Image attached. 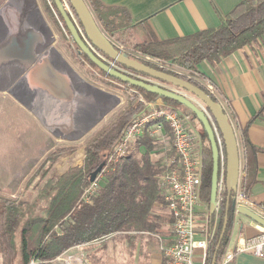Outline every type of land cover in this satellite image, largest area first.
I'll list each match as a JSON object with an SVG mask.
<instances>
[{
	"label": "trees",
	"instance_id": "1",
	"mask_svg": "<svg viewBox=\"0 0 264 264\" xmlns=\"http://www.w3.org/2000/svg\"><path fill=\"white\" fill-rule=\"evenodd\" d=\"M85 1L104 34L145 57L170 61L187 70H196L202 62L212 66L217 65L221 59L245 46L258 41L264 43V0H244L216 29L170 41H157L148 32L147 40L141 43H136L135 37L125 32L136 27L130 25L128 14L124 9L106 8L99 0ZM51 2L62 21L53 0ZM63 25L68 32L64 23ZM97 71L110 79L98 69ZM166 73L172 74L167 71ZM110 80L123 85L124 89L136 91L137 94L132 96L136 103L131 102L130 106L118 114L108 126L88 139L84 145L81 165L71 166L61 174L53 173L44 185L37 189V195L32 201L0 198V264H14L17 253L21 264H29L31 261L47 263L72 247L113 234L156 232L158 216L152 214L151 209L154 204H163V188L160 181L163 170L149 160L148 153L152 149V139L147 136L138 138L128 146L125 155L115 164H108L105 160L110 154L109 151H112L122 137L129 122L137 112L145 108L137 102L139 96L148 103L160 100L169 107L182 105ZM190 114L193 121L196 120L195 115L191 112ZM203 137L207 140L205 133ZM140 147L144 148L145 154L139 155ZM242 156L247 180V143L243 146ZM48 158L49 155L45 159ZM50 161L54 162L55 157H51ZM101 164H104V167L98 181L99 188L93 196L85 200L83 195L91 185L90 175ZM211 169V152L207 145L202 152L199 190V198L206 208L210 197ZM232 197L233 192L228 213V227L215 264L219 262L228 237L232 219ZM225 198L224 191L220 201L219 225L214 238L208 244L205 264L212 263L221 232ZM212 219L209 216V226ZM170 221L172 223V219Z\"/></svg>",
	"mask_w": 264,
	"mask_h": 264
},
{
	"label": "crops",
	"instance_id": "2",
	"mask_svg": "<svg viewBox=\"0 0 264 264\" xmlns=\"http://www.w3.org/2000/svg\"><path fill=\"white\" fill-rule=\"evenodd\" d=\"M106 8H121L128 14L131 28L125 32L135 37L136 43L147 40L148 32L157 41H170L190 37L193 34L218 28L223 20L244 0H99ZM46 47L40 50H46ZM36 61V60H34ZM33 61V62H34ZM57 68L60 64H54ZM61 72L69 75V70ZM196 71L208 78L210 83L218 88L223 99L227 102L235 120L237 142L243 161V146L248 144L247 159V196L249 200L258 206L264 207V43L256 42L250 46L234 52L223 58L217 65H210L202 62ZM24 72V69L22 70ZM83 82V81H82ZM72 86L86 89L84 102L88 105H96L94 94L89 92L86 83L80 84L71 79ZM87 94V95H86ZM82 98V95H80ZM91 103V104H90ZM159 103V100L157 101ZM37 104V103H35ZM34 105L33 110L40 114L45 111ZM63 127L55 125L56 138L65 140L74 138L79 134L82 127L73 128L72 120ZM51 118H49V122ZM192 120H190L191 123ZM69 122V123H68ZM54 125V124H53ZM49 127H52L48 125ZM67 126V127H66ZM195 131L196 150L202 157L203 148L207 143L202 136L200 126L191 123ZM154 125H149L145 134L140 138L149 137L152 139V149L148 153L152 164L157 165L160 170L164 169L166 163L173 157L170 130L164 125L160 132L153 133ZM78 130V133L76 132ZM68 141V140H66ZM139 155L145 154L143 147L138 149ZM161 181V180H160ZM163 188V187H162ZM152 214L158 216L156 232L149 233H118L111 235L114 239L113 251L117 256L116 264H162V253L160 244L169 243L172 240V227L170 216L163 204H154ZM209 209L202 203L197 212V235L196 239L202 240L209 234L208 225ZM229 232V245L234 247L241 239L252 237L258 233L254 222L246 216L236 214ZM228 238V237H227ZM125 239V240H124ZM129 241V242H128ZM95 241L82 245L84 249L91 251L96 249L92 245ZM96 247V248H95ZM97 250V249H96ZM92 252V251H91ZM85 252L84 264H92L102 257L104 251L97 250V253L90 255ZM96 257V258H95ZM201 252L195 250L194 259L196 264L200 262ZM93 260V261H92ZM92 261V262H91ZM82 263V264H83ZM229 264H264V260L250 254H239Z\"/></svg>",
	"mask_w": 264,
	"mask_h": 264
},
{
	"label": "rangeland",
	"instance_id": "3",
	"mask_svg": "<svg viewBox=\"0 0 264 264\" xmlns=\"http://www.w3.org/2000/svg\"><path fill=\"white\" fill-rule=\"evenodd\" d=\"M35 1L39 8L40 17L42 18L46 26L49 28V30L52 32L53 42L51 44V47H54L56 51H58L62 55V57L66 61V64L84 83L99 91H102L106 94L116 97L118 102L114 101V103H112L110 111L104 116V118L98 121L93 126V128H91L89 132H87V134L83 136V138H81L78 141L71 142L56 138L53 135L54 131L56 132V127L55 128L53 127L56 125L54 123L59 122L58 126H61L60 124H62V120L58 118V116H56L55 114H51L49 112L40 114L41 115L40 118L41 120L45 121L44 122L45 125L52 126V127L48 126V130H47V128L43 127L42 122H40L37 119V117L30 110H28V108L23 106L13 97L9 96V94H7L6 92L3 93L0 92V198L1 199L6 198L17 201L19 200L32 201L37 195V189L41 188L44 185V182L53 173L58 172L59 174H61L71 166L81 165L84 157V145L88 141V139H90L100 129L108 126V124H110L117 117L118 114H120L121 112L126 110L128 106H130L131 102L134 103L135 101H133L132 96L134 94H137L136 91L124 89L123 85L116 84L115 82L101 75L96 68L91 66L85 60V58L82 55H78V52L76 53V47L73 41L71 40L70 35L64 29L63 22L57 16L51 0H45L46 3H44L43 0L42 1L35 0ZM62 2L64 4L66 11L69 13L72 20L74 21L80 34L86 40L79 22L77 21L73 11L69 6V2L67 0H62ZM47 7H49L50 9L47 10ZM44 9L47 10L48 12L44 11ZM14 25L15 24H13V26ZM0 34H2V31L0 32ZM5 34H7L6 31H4V36ZM43 35L44 34H42V37ZM105 35L108 36L107 34ZM108 37L110 38V36ZM111 39L114 42V44L120 47L122 50L130 54H133V51L137 52L130 47L122 45L113 38ZM43 41H45V39ZM39 53H42V50H40ZM74 55L77 57H75ZM28 56H30V54ZM76 58H78V60ZM151 64L149 65H151V67L153 68H162L163 71L170 72L173 75L180 77L186 81H191L190 83L192 84L194 83V81L199 83L198 80H205L206 82L210 83V80H207L208 78L202 77L196 70H187L183 67L173 64L170 61H162V60L156 62L152 61ZM22 67L24 69V65ZM8 71L9 69L7 70V72L5 71L4 73V80L9 83L10 80L12 79L10 77L12 76L10 75L7 76ZM146 79L159 86L168 88L175 92H179L185 95L188 99L192 100L194 104L198 106L200 109L204 108V105L199 101V99H197L195 96L191 95L190 93L181 90L177 87H174L172 85L161 83L159 81H156L148 77ZM191 79H193L194 81ZM196 82L194 85L197 86ZM76 87L79 86L75 83L74 85L75 90L82 93L81 94L82 98L80 96L79 97H80V101H82L81 105L83 106V108L82 109L79 108L78 111L75 110L74 117L72 120L73 128H76L75 126L82 127V123L88 117H90V113H92L90 112L92 109L90 105L84 102V100H86L84 97L86 92L83 93L82 91H87V90ZM140 97L143 98L142 96L138 97L137 102L139 103H141L139 101ZM94 99L95 101L97 99L95 95H94ZM141 104L144 105L143 103ZM158 104H160L162 107L167 106L160 100ZM169 108L176 110L182 117L186 119L185 121H186L187 129L194 136L195 142L197 135L195 131H193V128L191 127V123L196 122L201 128L202 136H204V132L201 125L197 120L193 121V119L191 118L190 111L188 109L182 106L172 107L171 105ZM147 111L148 109L145 106L144 109H141L139 112L136 113L133 119L141 117L142 115L146 114ZM51 116H54L52 118H55L57 120L53 122H49V118ZM70 120L71 118L69 117V122ZM190 120H192L191 123ZM76 132L78 133V130ZM150 137H154V136L150 135ZM204 140L208 145L207 140L206 139ZM113 150L114 148L112 149V151H109L110 154L107 156L105 160L106 163L108 162L109 156L112 154ZM48 155L49 158L45 159ZM51 157H55L54 162L50 161ZM101 173L102 171L96 176L95 180L91 184H93L96 180L98 181L100 180L102 176ZM90 186L88 188H90ZM96 188L98 189L99 185ZM87 190L83 195V198L85 200L87 199V197H89L87 195ZM232 217L233 218L235 217L233 213H232ZM232 219H231V223H232ZM229 232H230V228H229ZM16 241L18 242V237H16ZM114 243H115L114 239H110V240L107 239L105 241H100V242L97 241L96 243H92V245L94 246L96 245V247H98V248L95 247L97 250L104 251L102 257H99V253H98V261L92 260L93 261V262L91 261L92 264H116L117 256L113 251ZM84 247L85 246L82 247V245L72 247L66 250L65 252H63L55 259L42 264H71L70 263L71 261L72 264H82L84 260V256L86 254L85 252L88 251L89 253L92 251L90 255L97 253L96 249L91 248V251H89L87 249H84ZM14 264H21L19 253H17V257L14 261ZM36 264H41V263H36Z\"/></svg>",
	"mask_w": 264,
	"mask_h": 264
},
{
	"label": "water",
	"instance_id": "4",
	"mask_svg": "<svg viewBox=\"0 0 264 264\" xmlns=\"http://www.w3.org/2000/svg\"><path fill=\"white\" fill-rule=\"evenodd\" d=\"M57 12L62 18L63 23L65 24L68 33L78 49V55H82L92 66L97 68L100 72L105 74L108 78L118 81L122 84L131 86L143 90L147 93L156 95L159 98H164L172 100L193 113L196 117V120L201 125L203 132L207 137V142L210 147L211 160H212V169H211V180H210V197H209V216L212 217L216 208L217 201V183H218V174H219V149L217 146L216 138L210 119L215 124L219 135L222 140L224 156H225V210L224 217L221 227V232L218 238V242L215 248V252L212 258V263H216L217 253L219 251L221 242L223 240L227 225H228V213L231 201L232 192L235 190L238 182L239 175V152L238 145L235 133L227 119V116L223 113L222 108L219 104L215 103L210 96L206 94L205 91L197 87L196 85L186 81L180 77H177L172 74H168L161 70L150 67L146 64H143L137 60L128 58L124 54L120 53L106 38L103 31L98 26L96 19L94 18L88 4L85 0H68L69 5L71 6L74 14L76 15L78 22L80 23L82 30L85 34L86 40L80 34L77 29L74 21L72 20L69 13L66 11L62 0H53ZM40 36V34H39ZM38 36L34 32L31 35L27 30L23 28L17 33L8 35L6 38V44H4V68H8V65H13L11 61L12 57L19 56L20 52L25 50L24 44L31 43L32 40L36 43L39 42ZM4 42V43H5ZM14 42V45L12 43ZM17 43V44H16ZM16 44V45H15ZM11 45V46H9ZM18 53V54H17ZM99 53V54H97ZM35 59H27L26 64L24 65V72H22L23 77L21 82H19V93L11 94L15 100L20 102L23 106L28 108L37 119L42 122L44 128L48 126L45 125V121L41 120L39 112H36L32 109L35 105H39L38 108H42L44 113L55 114L62 120V127L66 125L67 118L78 109H82L80 101V93L76 91L75 88L70 83V77L67 73L61 72L53 63L51 59L43 58L42 54ZM105 59H109L119 66L130 70L132 72L138 73L140 75L146 76L148 78L154 79L161 83H166L177 87L181 90H184L191 95L195 96L199 101L204 105V110L200 109L190 100L184 98L183 96L176 94L174 92L168 91L158 85L149 84L141 80H137L125 75L122 72L117 71L116 69L110 67V65L101 59L100 56ZM34 61V63H33ZM32 64V65H30ZM34 64V65H33ZM4 82H6L4 80ZM3 90H0L2 92ZM4 92H9L7 89H4ZM117 101V99H116ZM118 102V101H117ZM31 103V104H30ZM37 103V104H35ZM84 103V102H83ZM110 111L101 115L97 121L91 124L89 129L79 130L74 138H67L65 140L74 142L78 141L93 126L100 121L104 116ZM68 115V116H67ZM50 121H56L57 119L52 118ZM210 118V119H209ZM59 125V122L54 123ZM67 127V126H66ZM104 164L98 166V168L93 171L90 175V182L92 183L96 176L102 171ZM233 199V197H232ZM238 214L248 217L252 221L264 227V219L255 214L254 212L248 210L243 206L236 208ZM232 213H233V204H232Z\"/></svg>",
	"mask_w": 264,
	"mask_h": 264
},
{
	"label": "built area",
	"instance_id": "5",
	"mask_svg": "<svg viewBox=\"0 0 264 264\" xmlns=\"http://www.w3.org/2000/svg\"><path fill=\"white\" fill-rule=\"evenodd\" d=\"M106 38L120 53L124 54L128 58L137 60L148 66L152 65V61H161L158 59L154 60L152 58L149 59L147 57H143L138 51H133V54H130L115 45L111 38L108 36H106ZM100 57L101 59L105 60V62H107L110 67L116 69L117 71L122 72L131 78L141 80L149 84H154L153 82L147 80L146 76L127 70L115 62L105 59L102 57V55ZM157 69L163 70L162 68ZM198 81L199 83L202 82L204 84L200 83V85L196 81H194V83L196 82V84L203 91H205L215 103L220 105L223 113L227 116V119L236 136L237 128L235 120L233 119V115L227 102L221 96L218 88L206 82L205 80ZM162 88L188 99L185 95L179 92L172 91L165 87ZM139 101L147 107V113L139 118L133 119L128 124L122 134V137L114 147L112 154L109 156L107 163H117L125 155L128 146L145 134V131L149 125H154L153 132L151 133L152 136L153 133L155 134L160 132L164 125L168 126L171 136L173 157L168 160L163 169L161 183L163 187V205L172 219V240L169 243L160 244L162 264H196L194 259L195 250H199L201 252L200 262L198 264H205L208 244L214 238L219 225L221 195L225 191V156L219 132L213 121L209 118L215 134L220 157L217 183V201L216 208L212 216L213 219L209 234L206 236V238L199 240L196 239V230L198 226L197 212L202 204L199 198L202 159L199 152L195 149V138L187 129L185 121L186 119L182 117L176 110L167 106L162 107L156 102L147 103L141 97L139 98ZM190 101L194 103L192 100ZM201 109L205 111L204 108ZM205 113L208 115L206 111ZM237 145L239 152V175L237 186L233 191V214L234 216L237 214V207L243 206L264 219V207L253 204L247 196L246 172L243 168L244 161L241 160L242 158L238 142ZM96 187H98V180H96L93 184H91L90 188H88L87 195L89 197H91L96 192ZM89 197H87L86 200H88ZM233 222H235L234 218L232 219V224ZM254 224L258 228V233L252 237L239 240L234 247H230L228 236L218 264H229L234 260L235 256L239 254H250L264 260V227L255 222ZM110 237L111 236H108L97 241H105ZM97 241H95V243ZM36 263L39 262L31 261L29 264ZM70 263L72 264V261Z\"/></svg>",
	"mask_w": 264,
	"mask_h": 264
},
{
	"label": "flooded vegetation",
	"instance_id": "6",
	"mask_svg": "<svg viewBox=\"0 0 264 264\" xmlns=\"http://www.w3.org/2000/svg\"><path fill=\"white\" fill-rule=\"evenodd\" d=\"M48 9L50 8L48 7ZM44 11L48 12L45 9ZM13 24H15V27L13 26ZM22 28L24 30H27L31 35H33V33L35 32L36 35L39 37V42L35 43L32 40L31 43L27 42V44H24V52L21 51L19 56L12 57L13 59L11 61L14 64L8 65V68L5 69L4 44H6V37H8V35L10 34L17 33V31L21 30ZM1 31L2 34H0V90H3L1 92L3 93L4 89H7L9 92L6 93L9 94V96L13 97L11 94L17 95L19 93V82L22 81L21 78L23 74L21 73L23 67L21 65L24 63L26 64L27 59H37L36 56H38L37 54L40 52V46L46 44L50 39L52 41V32L49 30V28L46 26V24L40 17L39 8L35 0H0V32ZM4 31L7 32L5 36ZM42 34H44L43 37ZM44 39L45 41H43ZM12 45H14V42L12 43ZM29 54L30 56H28ZM40 54H42L43 58H46L48 60L50 58L51 63L60 64V66L63 67L62 69L64 70V72L68 71V65L66 64V61L64 60L62 55L58 51H56L54 47H51V44L48 45V49L44 50ZM8 69L9 71L7 76H12L10 77L12 79L9 83L4 82V73L5 71L7 72ZM78 82L81 84L80 81Z\"/></svg>",
	"mask_w": 264,
	"mask_h": 264
},
{
	"label": "bare ground",
	"instance_id": "7",
	"mask_svg": "<svg viewBox=\"0 0 264 264\" xmlns=\"http://www.w3.org/2000/svg\"><path fill=\"white\" fill-rule=\"evenodd\" d=\"M45 29V28H44ZM15 31V30H14ZM52 44L51 39L42 46V48L46 47L48 48V45ZM47 45V46H46ZM58 68L62 69L63 67L58 66ZM67 69L69 70V77L72 80H78L81 82V84H85L84 82H82V80L71 70V68L69 66H67ZM77 81V82H78ZM89 86V85H88ZM74 87V86H73ZM83 89V88H82ZM87 89H89V92L93 93L96 97H97V103L96 105L91 104L90 107L92 108L90 112V117H88L85 121L84 124H86V129H89L91 124L95 123L97 121V119L105 114L107 112V110H109L111 108L112 103H114V101H116V97L111 96L109 94H106L102 91H99L91 86L87 87ZM87 95V94H86ZM94 105V107H93Z\"/></svg>",
	"mask_w": 264,
	"mask_h": 264
}]
</instances>
